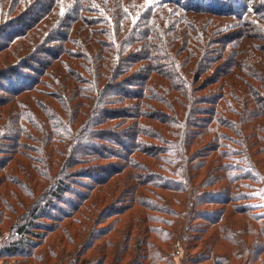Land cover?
Segmentation results:
<instances>
[{
    "label": "trees",
    "instance_id": "1",
    "mask_svg": "<svg viewBox=\"0 0 264 264\" xmlns=\"http://www.w3.org/2000/svg\"><path fill=\"white\" fill-rule=\"evenodd\" d=\"M179 250L264 264V0H0V260Z\"/></svg>",
    "mask_w": 264,
    "mask_h": 264
},
{
    "label": "rangeland",
    "instance_id": "2",
    "mask_svg": "<svg viewBox=\"0 0 264 264\" xmlns=\"http://www.w3.org/2000/svg\"><path fill=\"white\" fill-rule=\"evenodd\" d=\"M43 3H44V1H42L35 9H33V13H32V15L31 16H33L34 14H36L42 7H43ZM42 5V6H41ZM31 16L30 15H28L27 16V20H29L30 18H31ZM138 81V80H137ZM128 142H130V140H129V138H124L123 140H122V143L124 144H126V143H128ZM94 145H92L91 147H93ZM91 147H81V148H78V151H77V153H79V154H82V152L83 151H85L86 149H90ZM74 249V248H73ZM180 251V250H179ZM176 255V257H175V264H182L181 263V259H182V257H183V251L181 250L180 252H176L175 253ZM0 264H22L21 262H19V260H17V259H12V258H10V259H8V260H6V259H1L0 260ZM25 264H35L33 261H30L29 263L28 262H25Z\"/></svg>",
    "mask_w": 264,
    "mask_h": 264
}]
</instances>
